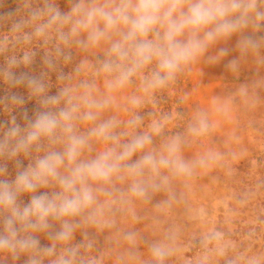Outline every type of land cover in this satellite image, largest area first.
I'll return each instance as SVG.
<instances>
[{"label": "rangeland", "instance_id": "1", "mask_svg": "<svg viewBox=\"0 0 264 264\" xmlns=\"http://www.w3.org/2000/svg\"><path fill=\"white\" fill-rule=\"evenodd\" d=\"M34 1L0 0V9L32 7ZM111 2L68 4L87 8ZM258 3L264 10V2ZM258 23L218 40L158 88L148 84L154 62L122 87H112L116 75L104 70L93 79L92 57L108 52L111 41L80 44L83 50L76 53L84 71L67 86L75 101L76 134L88 137L79 159H94L114 147L119 151L147 135L151 143L125 163L146 153L167 156V146L175 141L176 156L187 170L161 167L133 175L124 169L110 182L94 184L99 189L95 204L71 218L77 226L69 240L51 238L61 228V221L51 219L48 230L32 233L41 247L55 245L53 255L14 257L4 251L0 264L30 259L55 264L69 248L76 250L72 264H264V20ZM246 37L258 47H245ZM76 38L86 40L87 33ZM89 112L95 118L83 119ZM108 122L115 140L89 135ZM137 184L142 195L132 191ZM37 191L51 195L59 187L52 182ZM154 247L166 251L163 260L153 254Z\"/></svg>", "mask_w": 264, "mask_h": 264}, {"label": "clouds", "instance_id": "2", "mask_svg": "<svg viewBox=\"0 0 264 264\" xmlns=\"http://www.w3.org/2000/svg\"><path fill=\"white\" fill-rule=\"evenodd\" d=\"M49 11L53 14L36 29L37 34H43L53 24H70L67 34L60 33L65 44L81 32L87 33L86 40L77 41L82 46L111 41L107 53L109 59L103 63V70L116 73L112 87L124 86L139 70L153 62L155 69L148 84L152 88L162 87L218 40L249 25L259 27L258 22L264 20V10L258 0H113L87 8L78 3L70 15ZM38 15L33 14L34 17ZM243 44L249 48L258 47L251 37H246ZM28 84L36 92L43 91V85L37 79H29ZM58 102L59 97L55 96L44 101L45 104ZM93 106L103 105L89 104V107ZM75 112V106L57 112H41L30 121L26 134H22L17 125L10 127L5 139L0 140V155L11 158L20 152L27 153L29 147L42 137L53 143L67 138L63 151L47 153L34 166L29 165L18 172L14 181L0 179V252H10L14 257L33 252L53 255L55 245L41 247L32 233L48 230L51 219L61 221L60 230L51 238L69 240L77 226L71 218L81 216L95 204V193L99 189L93 185L110 182L114 174L124 169L133 175H141L145 169L158 171L161 167L181 172L187 170L176 156L179 145L175 141L167 146V156L161 155L157 159L152 153H146L133 163H125L151 143V137L147 135L135 137L120 146L119 151L114 147L94 159L80 160L82 151L88 146V137L75 134ZM94 118L91 112L83 117L85 120ZM112 127L111 122L101 124L89 135L115 140L110 131ZM5 172L6 168L0 167V174ZM52 182L59 191L51 195L47 192L35 194ZM132 191L143 194L139 184L134 185ZM25 193L31 194L30 200L22 205L18 198ZM153 254L163 260L167 253L161 247H154ZM75 255L76 250L69 248L67 256H60L55 264H72L71 257ZM28 264H37V261L30 259Z\"/></svg>", "mask_w": 264, "mask_h": 264}, {"label": "trees", "instance_id": "3", "mask_svg": "<svg viewBox=\"0 0 264 264\" xmlns=\"http://www.w3.org/2000/svg\"><path fill=\"white\" fill-rule=\"evenodd\" d=\"M68 1L36 0L32 7L12 5L9 10L0 9V140L5 139L10 127L17 125L22 134H26L30 121H34L41 112H57L75 106L67 86L73 76L84 71V65L76 53V49L82 47L76 37H70L67 44L60 39V33L67 34L71 25L53 24L43 34L36 32L53 14L50 9L70 15L74 3L69 5ZM34 13L39 15L34 17ZM107 53L92 57L93 79L101 73L103 63L109 59ZM106 73L116 75L114 72ZM29 79L39 80L43 91H34L28 84ZM54 96L59 97L57 104L44 103L46 98ZM74 132L76 134L75 127ZM66 140L63 137L61 141L53 143L49 138L42 137L29 147L27 153L20 152L11 158L6 154L0 155V167L6 168V172L0 174V179L14 181L18 172L29 165L34 166L47 153L63 151ZM35 194L38 195V191ZM30 195L21 194L19 202L27 204Z\"/></svg>", "mask_w": 264, "mask_h": 264}, {"label": "crops", "instance_id": "4", "mask_svg": "<svg viewBox=\"0 0 264 264\" xmlns=\"http://www.w3.org/2000/svg\"><path fill=\"white\" fill-rule=\"evenodd\" d=\"M261 30L264 32V23L261 25Z\"/></svg>", "mask_w": 264, "mask_h": 264}]
</instances>
